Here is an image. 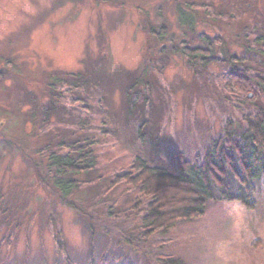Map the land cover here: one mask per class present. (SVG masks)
<instances>
[{
	"label": "rangeland",
	"instance_id": "1",
	"mask_svg": "<svg viewBox=\"0 0 264 264\" xmlns=\"http://www.w3.org/2000/svg\"><path fill=\"white\" fill-rule=\"evenodd\" d=\"M263 34L264 0H0V264H264V181L254 210L211 201L149 235L147 200L109 186L134 156L173 170L264 106L223 74L233 57L264 75L245 53ZM85 133L95 168L63 195L48 156Z\"/></svg>",
	"mask_w": 264,
	"mask_h": 264
},
{
	"label": "trees",
	"instance_id": "2",
	"mask_svg": "<svg viewBox=\"0 0 264 264\" xmlns=\"http://www.w3.org/2000/svg\"><path fill=\"white\" fill-rule=\"evenodd\" d=\"M180 19L192 24L188 17L181 16ZM255 43L260 50L251 51L247 46L245 53L249 54L250 60H256L255 56L264 60V34ZM182 48L181 56L191 62L203 54L188 44H183ZM236 61L233 57L227 59L229 71L223 72L227 82L236 85L237 89H231L241 95L250 91L263 97L264 75L249 74V68L240 70ZM253 65L258 66L257 62ZM95 145L97 140L89 133L56 145L58 151H51L48 156L47 171L52 173L50 181L54 188L63 190L64 195L79 186V182L70 180L68 176L94 170ZM62 150L64 153H59ZM180 152L174 156L173 170L153 166L134 156L128 170L116 174L110 182L112 189L123 185L122 182L132 186L147 200L145 212L138 220L144 235L167 231L180 220L204 214L207 203L211 201L238 202L248 210L256 208L251 194L255 185L264 181V106L246 115L238 124L227 122L220 136L211 141L199 156L191 158L189 154Z\"/></svg>",
	"mask_w": 264,
	"mask_h": 264
},
{
	"label": "flooded vegetation",
	"instance_id": "3",
	"mask_svg": "<svg viewBox=\"0 0 264 264\" xmlns=\"http://www.w3.org/2000/svg\"><path fill=\"white\" fill-rule=\"evenodd\" d=\"M190 48H195V49H196L197 47H195V46H191Z\"/></svg>",
	"mask_w": 264,
	"mask_h": 264
},
{
	"label": "bare ground",
	"instance_id": "4",
	"mask_svg": "<svg viewBox=\"0 0 264 264\" xmlns=\"http://www.w3.org/2000/svg\"><path fill=\"white\" fill-rule=\"evenodd\" d=\"M208 60H211V59H208Z\"/></svg>",
	"mask_w": 264,
	"mask_h": 264
}]
</instances>
